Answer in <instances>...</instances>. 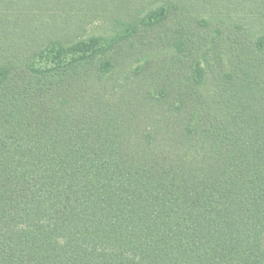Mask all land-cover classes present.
Segmentation results:
<instances>
[{
	"label": "trees",
	"instance_id": "16d2710c",
	"mask_svg": "<svg viewBox=\"0 0 264 264\" xmlns=\"http://www.w3.org/2000/svg\"><path fill=\"white\" fill-rule=\"evenodd\" d=\"M117 42L0 60V264H264V29L179 40L161 82H118Z\"/></svg>",
	"mask_w": 264,
	"mask_h": 264
},
{
	"label": "rangeland",
	"instance_id": "374dc122",
	"mask_svg": "<svg viewBox=\"0 0 264 264\" xmlns=\"http://www.w3.org/2000/svg\"><path fill=\"white\" fill-rule=\"evenodd\" d=\"M163 4L169 11L165 27L144 31L141 18ZM182 11L187 17L178 21ZM263 29L264 0H0V60L12 55L11 49L15 55L28 54L49 39L69 43L102 36L118 40L111 55L118 82L135 77L134 72L144 65L148 67L145 74L161 82L178 72L166 60L179 55L175 46L179 40L192 49L205 44L202 48L214 56L232 38L250 40ZM126 33L128 38L119 36ZM143 88L141 82L125 89L141 92Z\"/></svg>",
	"mask_w": 264,
	"mask_h": 264
}]
</instances>
